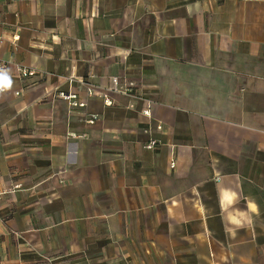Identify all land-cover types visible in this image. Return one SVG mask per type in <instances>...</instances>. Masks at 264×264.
Segmentation results:
<instances>
[{
  "label": "crops",
  "instance_id": "obj_1",
  "mask_svg": "<svg viewBox=\"0 0 264 264\" xmlns=\"http://www.w3.org/2000/svg\"><path fill=\"white\" fill-rule=\"evenodd\" d=\"M0 40V264H264V0H10Z\"/></svg>",
  "mask_w": 264,
  "mask_h": 264
},
{
  "label": "built area",
  "instance_id": "obj_2",
  "mask_svg": "<svg viewBox=\"0 0 264 264\" xmlns=\"http://www.w3.org/2000/svg\"><path fill=\"white\" fill-rule=\"evenodd\" d=\"M9 1L10 0H0V2H9ZM1 44H2V40H0V46H1ZM11 67H12L11 62L0 58V71L6 70L10 75L11 74L10 73ZM14 69H16V72L23 79H30V78L38 76V75H45L44 73H42L36 69H29V68L24 67L22 65L14 66ZM70 80L73 81V78H71ZM111 81H112L111 92H113L115 94H119V95L122 94V95L130 96V97H134V95H132V93H133V90L135 88V84L130 83V82L123 83L117 77L111 78ZM18 94H19V92L17 93V95ZM87 95H88V97H92L95 95L94 87L91 86V88H89L87 90ZM60 96L63 97L65 100H67L69 102V105L74 107V108H77V107L84 108L87 106V103L85 101H82L81 99L79 100V97L74 95V94L62 93ZM101 96L104 98L106 106H112L114 104L113 100L111 99V97L109 95L101 94ZM144 114L146 116L150 117L149 111H145ZM96 119H97V116H93L92 119L89 121V123L92 124ZM158 130H162V126H159ZM157 145H158V141L153 139L150 143H148L146 145V149L147 150L155 149L157 147ZM171 166L175 167V162H172ZM1 196H2V194L0 193V197Z\"/></svg>",
  "mask_w": 264,
  "mask_h": 264
},
{
  "label": "clouds",
  "instance_id": "obj_3",
  "mask_svg": "<svg viewBox=\"0 0 264 264\" xmlns=\"http://www.w3.org/2000/svg\"><path fill=\"white\" fill-rule=\"evenodd\" d=\"M13 85V81L10 78L9 73L6 70L0 71V91L7 90L11 88ZM225 200L227 202H230L232 200V196L227 195L225 197Z\"/></svg>",
  "mask_w": 264,
  "mask_h": 264
}]
</instances>
